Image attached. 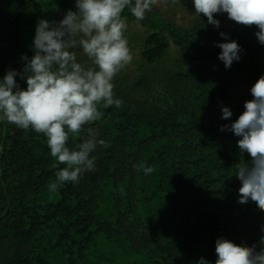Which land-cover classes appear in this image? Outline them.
<instances>
[{
	"label": "trees",
	"instance_id": "obj_1",
	"mask_svg": "<svg viewBox=\"0 0 264 264\" xmlns=\"http://www.w3.org/2000/svg\"><path fill=\"white\" fill-rule=\"evenodd\" d=\"M163 1L188 8V21L154 6L139 22L123 13L133 54L113 81L123 105L93 123L110 147L90 154L95 170L78 184L49 192L58 168L44 135L0 121V264H196L201 257L215 264L218 238L259 245L264 212L238 203L234 176L249 157L239 137L220 131L264 75L258 29L226 14L216 15L217 29L194 13L192 0ZM69 9L75 0H0V78L10 68L22 71L21 56L33 55L38 20L59 21ZM221 31L243 49L229 73L214 46L226 42ZM77 60L93 66L82 52ZM243 84L247 91L235 97ZM225 106L229 120L221 118ZM84 135H70L68 146ZM140 164L154 171L145 175L134 167Z\"/></svg>",
	"mask_w": 264,
	"mask_h": 264
},
{
	"label": "clouds",
	"instance_id": "obj_2",
	"mask_svg": "<svg viewBox=\"0 0 264 264\" xmlns=\"http://www.w3.org/2000/svg\"><path fill=\"white\" fill-rule=\"evenodd\" d=\"M176 3L177 0H172ZM159 0H75V10L69 9L59 21L39 19L32 43L33 55H22V71L8 69L0 78V121L15 125L25 132L43 134L51 157L55 158V180L48 185L49 192L58 191L67 183L78 184L86 172L95 170L98 146L110 147L99 139L92 127L100 121L104 110L121 108L123 100L116 98L114 78L133 60L125 10L137 22L145 19ZM195 14L207 18V23L220 28L216 15L227 18L242 27H255V36L264 46V0H192ZM139 26V25H138ZM219 35L223 43H214L221 49L218 59L225 69L241 59L242 47L229 40L227 33ZM82 52L93 66L78 62ZM26 82L22 88L16 77ZM243 112L220 131H230L237 140L240 153L248 160L236 164L235 177L240 181L239 204L254 202L264 212V75L250 89ZM222 119L229 120L232 110L222 107ZM85 135L75 147H69L70 135ZM64 165V167H58ZM137 171L150 175L154 168L135 165ZM264 233V225L261 226ZM215 264H264V235L259 245L237 244L230 239L215 241ZM196 264H211L201 257Z\"/></svg>",
	"mask_w": 264,
	"mask_h": 264
},
{
	"label": "rangeland",
	"instance_id": "obj_3",
	"mask_svg": "<svg viewBox=\"0 0 264 264\" xmlns=\"http://www.w3.org/2000/svg\"><path fill=\"white\" fill-rule=\"evenodd\" d=\"M154 7L160 8V10L164 13L165 17L172 18L173 20L181 22V23H186L190 16V13H189L190 11L188 8H181L180 6L170 7L169 5L164 3L163 0H159V3L157 5H154ZM221 22L226 27L231 24L229 20H221ZM234 63L232 64L230 69H226L225 71L226 73H229L230 71H232ZM246 91H247V86L243 84L242 86L238 87V89L235 91V97L241 96V94L245 93Z\"/></svg>",
	"mask_w": 264,
	"mask_h": 264
}]
</instances>
